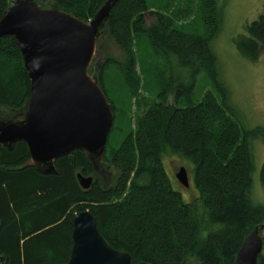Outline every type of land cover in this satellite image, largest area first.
<instances>
[{
  "label": "trees",
  "instance_id": "obj_1",
  "mask_svg": "<svg viewBox=\"0 0 264 264\" xmlns=\"http://www.w3.org/2000/svg\"><path fill=\"white\" fill-rule=\"evenodd\" d=\"M106 0H41L88 22ZM200 1V0H199ZM8 0H0V17ZM147 0H119L111 9L106 34L125 52L118 69L125 86L137 95L139 79L132 44L144 37L151 47L189 69V84L163 80L156 101L140 102L137 130L109 157L113 184H101L81 151L54 162L55 175H41L31 165L26 145H0V257L3 264H65L72 242L74 215L88 210L105 242L131 256L132 264H233L243 240L264 226V207L251 199L253 162L249 146L253 132H241L226 110L210 96L190 104L195 77L208 74L223 95L210 42L219 31L220 12L214 0H201L211 28L206 38L187 37L174 29L160 11H149ZM154 18L146 26L144 15ZM208 21V19H207ZM233 43L254 62L264 46V13ZM117 63V62H116ZM113 60L103 61L95 77L107 97L102 77ZM98 65V64H97ZM172 75V74H171ZM29 79L21 54L10 38L0 39V117L24 106ZM172 99V101H171ZM186 101V104L183 102ZM109 104L115 117L116 109ZM258 131V130H255ZM172 154L193 165L198 202L184 203L165 174L162 160ZM93 179L82 190L76 175ZM264 186V164L260 171ZM264 247V243H263ZM257 264H264L260 254Z\"/></svg>",
  "mask_w": 264,
  "mask_h": 264
},
{
  "label": "water",
  "instance_id": "obj_2",
  "mask_svg": "<svg viewBox=\"0 0 264 264\" xmlns=\"http://www.w3.org/2000/svg\"><path fill=\"white\" fill-rule=\"evenodd\" d=\"M106 0L88 22L45 8L41 0H8L0 17V39L16 44L29 79L24 106L0 117V145L6 149L22 142L31 165L41 175H55L54 162L74 151L84 153L95 174L102 172L113 113L96 78L88 73L95 61V44L106 35L112 7ZM176 180L188 186L184 168ZM88 190L91 177L76 175ZM258 226L243 240L233 264H257L263 243ZM71 250L65 264H132L130 255L113 250L98 231L88 210L74 215ZM0 257V264H3ZM145 264V263H140Z\"/></svg>",
  "mask_w": 264,
  "mask_h": 264
},
{
  "label": "rangeland",
  "instance_id": "obj_3",
  "mask_svg": "<svg viewBox=\"0 0 264 264\" xmlns=\"http://www.w3.org/2000/svg\"><path fill=\"white\" fill-rule=\"evenodd\" d=\"M214 1L220 12V26L218 33L210 42V48L216 58L217 73L224 91L222 95L208 74L202 71L195 77L190 104L196 105L206 96H210L218 104H222L225 99L226 110L229 108L231 118L239 125L241 132H255V138L248 140L253 162L251 199L255 204L264 207V186L260 179V171L264 164V46L259 47L256 60L249 62L238 53L233 43L236 38L246 34V26L264 13V0ZM147 2L149 11L163 12L171 19L174 29L187 37L206 38L207 31L212 26L209 24L210 18H204L202 15L201 0H147ZM144 20L146 26L154 23V18L147 13ZM131 51L134 56L135 74L140 83L135 96L125 86L118 69L120 63L126 62L127 55L109 35L101 36L97 40L95 61L88 67L90 74L92 64L95 63L96 77L103 61L115 62L102 77L106 98L116 109L113 128L106 142L104 155L106 157L118 149L127 137H132L136 133L137 118L142 113L140 102L156 101L162 90L163 80H168L169 76H172L173 80H179L184 87L189 84V69L181 66L174 58L168 63L166 56L151 47L144 37L133 42ZM183 104H186V101ZM162 164L171 188L180 193L182 201L198 202L199 194L193 185L192 163L167 154ZM180 168L186 171L188 181L186 188L175 177ZM102 170L99 175L95 174V177L100 179L98 181L101 184L111 186L116 177L113 169H109L106 162H103ZM259 237L264 243V229L259 232ZM261 254L264 255V247Z\"/></svg>",
  "mask_w": 264,
  "mask_h": 264
},
{
  "label": "flooded vegetation",
  "instance_id": "obj_4",
  "mask_svg": "<svg viewBox=\"0 0 264 264\" xmlns=\"http://www.w3.org/2000/svg\"><path fill=\"white\" fill-rule=\"evenodd\" d=\"M98 180H100L99 178H97ZM104 185V184H103Z\"/></svg>",
  "mask_w": 264,
  "mask_h": 264
}]
</instances>
